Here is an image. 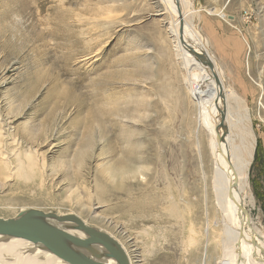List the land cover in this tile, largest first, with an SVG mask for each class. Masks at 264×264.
Here are the masks:
<instances>
[{"label": "rangeland", "instance_id": "1", "mask_svg": "<svg viewBox=\"0 0 264 264\" xmlns=\"http://www.w3.org/2000/svg\"><path fill=\"white\" fill-rule=\"evenodd\" d=\"M189 1L239 95L231 114L256 141L254 206L246 199L245 208L264 230V0ZM170 21L164 0H0V140L9 159L0 217L74 213L120 241L133 264H203L214 154ZM15 152L37 158L27 182L11 175ZM208 218L211 237L221 230ZM217 247L207 264H217Z\"/></svg>", "mask_w": 264, "mask_h": 264}, {"label": "bare ground", "instance_id": "2", "mask_svg": "<svg viewBox=\"0 0 264 264\" xmlns=\"http://www.w3.org/2000/svg\"><path fill=\"white\" fill-rule=\"evenodd\" d=\"M164 1L171 17L168 30L173 38L176 54L182 62L191 96L198 109L197 123L199 128L205 127L209 131L211 135L209 146L214 154L212 200L210 190H206L209 187L207 179L204 188L206 194L203 192V197L206 195L207 201L203 199L206 206L202 216L206 215L208 225L203 264H207L208 247L212 243L221 249L217 264H264V230L250 219L245 208L246 199H248L247 203L254 206L249 174L256 141L254 135L231 114V100H239V95L235 90H228L223 67L211 51L208 40L193 21L195 11L191 9L190 1ZM206 59L212 62L215 71ZM216 75L220 79L219 82L216 80ZM1 140L2 170L7 167L9 159L7 160L8 154L2 151L4 149L1 147ZM32 153L26 152L27 160H22L20 153L15 152L17 163L12 168L11 175H17L26 182L35 176L37 158L33 157ZM32 172H34L33 175ZM112 174L121 175V178H124L122 176L124 172L121 174L120 171H114ZM124 195L127 199L131 197L129 192H125ZM123 206L132 208L130 210L136 209V205L129 200H124ZM210 211L214 217L213 224L221 230L211 237V222L208 218ZM34 218L66 236L77 238L87 236L73 220L60 222L54 217L34 216ZM84 221L94 227L87 220ZM12 235L13 233L0 235V264H70L55 256L41 243ZM61 242L70 251L88 259L119 263L117 258L100 243H80L71 238L62 239ZM190 243L193 244V240ZM124 249L133 264L129 251L125 247Z\"/></svg>", "mask_w": 264, "mask_h": 264}, {"label": "water", "instance_id": "3", "mask_svg": "<svg viewBox=\"0 0 264 264\" xmlns=\"http://www.w3.org/2000/svg\"><path fill=\"white\" fill-rule=\"evenodd\" d=\"M206 60L214 70L212 62L208 59ZM216 80L218 82L220 81L217 75ZM34 216L54 217L60 222L73 220L78 223L82 231L86 233L87 236L86 238L66 236L63 233L55 230L54 228H51L36 220ZM0 233H13L16 235H22L23 237L34 243H41L55 256L63 259L70 264H131L130 257L127 251L118 242V240L102 230L89 226L80 216L74 213L60 215L55 212H46L37 208H26L14 217H0ZM68 238H71L72 240L80 243H100L110 254L117 258L119 263L96 261L76 254L67 249L62 244V239Z\"/></svg>", "mask_w": 264, "mask_h": 264}, {"label": "trees", "instance_id": "4", "mask_svg": "<svg viewBox=\"0 0 264 264\" xmlns=\"http://www.w3.org/2000/svg\"><path fill=\"white\" fill-rule=\"evenodd\" d=\"M258 151H259V146H258V148H257V154H258Z\"/></svg>", "mask_w": 264, "mask_h": 264}]
</instances>
